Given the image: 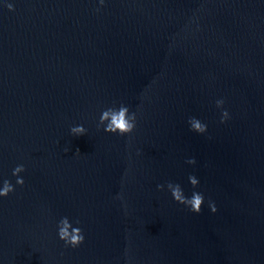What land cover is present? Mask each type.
<instances>
[{
	"label": "water",
	"instance_id": "95a60500",
	"mask_svg": "<svg viewBox=\"0 0 264 264\" xmlns=\"http://www.w3.org/2000/svg\"><path fill=\"white\" fill-rule=\"evenodd\" d=\"M121 104L130 136L98 128ZM4 180L0 264H264V0H0ZM168 182L201 192V213Z\"/></svg>",
	"mask_w": 264,
	"mask_h": 264
},
{
	"label": "clouds",
	"instance_id": "9594fccd",
	"mask_svg": "<svg viewBox=\"0 0 264 264\" xmlns=\"http://www.w3.org/2000/svg\"><path fill=\"white\" fill-rule=\"evenodd\" d=\"M99 4L102 8L104 6V0H99ZM6 7L9 11H14L13 4L9 3ZM96 11L99 12L100 8H97ZM215 103L218 109H222L220 123L224 124L230 119L229 112L224 109L225 101L224 99H218ZM136 121V113H130L129 108L121 104L119 108L110 107L102 112L98 128L103 126V130L106 133L119 135L121 137L130 136L136 128ZM188 125L190 131L199 135H205L208 131L207 125L195 117L189 118ZM70 133L73 137H79L86 135V129L83 125H77L70 129ZM68 151V149H65L66 153ZM77 152L79 151L77 150ZM186 163L189 165H195L196 160L195 158H190L186 161ZM25 171L26 169L23 165H17L13 169L12 175L16 177V186H24L25 181L20 174ZM188 180L193 189H196L199 186V181L194 175H190ZM157 188L158 190L163 191L164 185H158ZM167 189L177 204L183 205L194 214L199 215L201 213L202 206L205 203L204 195L201 192L193 191L191 197H186L182 187L179 184H174L172 182L167 183ZM14 192L15 187L13 184L9 180H4L2 182V187H0V198H7ZM118 198L122 199V197ZM208 207L213 214L217 212V208L212 201L208 202ZM79 223V220L75 221V224L79 225ZM57 229L58 238L64 243L66 248H78L84 243L85 237L82 229L80 227H73V224L70 223L68 217L60 219Z\"/></svg>",
	"mask_w": 264,
	"mask_h": 264
}]
</instances>
